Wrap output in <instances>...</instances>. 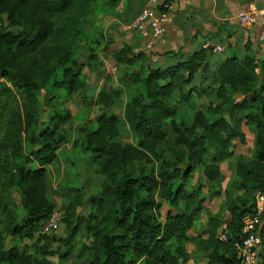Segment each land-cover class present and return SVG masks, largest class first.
I'll use <instances>...</instances> for the list:
<instances>
[{
	"label": "trees",
	"instance_id": "1",
	"mask_svg": "<svg viewBox=\"0 0 264 264\" xmlns=\"http://www.w3.org/2000/svg\"><path fill=\"white\" fill-rule=\"evenodd\" d=\"M98 2L102 4V0H0V22L6 17L23 29L19 34L0 31V79H4L0 86L8 116L0 142V187L5 193L11 188L20 191L23 211L16 222L13 213L6 210L0 232V264H26L15 248L2 250V233L33 238L55 210L47 198L46 167L56 161L65 137L48 127L34 133L32 124L40 114L37 93L44 85L43 75L51 88L67 95L83 88L74 48L82 20ZM106 4L112 6L116 0L100 6ZM58 42L60 59L49 68L45 55ZM143 54L135 56L131 47L124 46L112 53V59L115 65L128 68L139 59L148 60ZM176 54L172 55L176 58L174 64L148 68L145 74L140 70L131 76L137 89L125 104L122 122L134 135V144L117 142L120 119L112 113L100 114L96 128L86 135L82 147L103 180L99 192L87 200L91 211L84 226L73 219L76 209L82 206L81 198L76 196L66 205L64 218L69 234L64 259L72 254L70 242L84 229L92 240L87 248L92 257L87 264H182L186 254L182 242L203 203L197 192L187 190V183L198 165L203 167L206 180L221 177L218 164L232 157V141L244 143L245 136L239 126L216 115L230 103L231 94H251L233 106L244 113L247 126L255 134L253 158L238 160L234 169L239 188L249 200L226 198L229 218L222 230L226 241L218 239L221 226L215 216L209 217L206 237L199 241L207 264L239 263L236 246L243 238V220L254 214L255 193L264 190V68L260 80L251 56L224 59L213 77L215 88L207 107L212 119L199 111L188 126L175 120L177 110L169 99L175 91L182 92L185 101L188 99L195 89L196 76L209 71L211 51L199 49L185 59L182 54L177 59ZM23 60V67L15 69ZM111 99V94L100 93L101 104H109ZM216 100L220 103L215 104ZM69 118V113L53 116L60 125ZM23 133L24 140L33 146L26 156ZM170 134L174 135V147L160 151ZM211 148L214 153L208 163L205 159ZM0 204L5 207L3 200ZM163 205L168 209L161 220ZM260 235L259 264H264V228ZM48 248L46 245L43 255H52Z\"/></svg>",
	"mask_w": 264,
	"mask_h": 264
},
{
	"label": "rangeland",
	"instance_id": "2",
	"mask_svg": "<svg viewBox=\"0 0 264 264\" xmlns=\"http://www.w3.org/2000/svg\"><path fill=\"white\" fill-rule=\"evenodd\" d=\"M104 1H102V4L100 2L95 3L79 26L80 35L77 46L74 48L73 58L76 59L81 70L80 79L84 83L83 88L75 94L67 95L62 90L51 88L48 85L49 81L45 82L44 75L42 76L44 85L37 93L40 114L32 124V129L37 135L42 128L48 127L49 129H56L65 137V143L60 146L56 161L46 167L48 172L47 198L53 204V207L62 213V218L58 227L54 230H46L45 223H42L38 233L33 238L2 233V250L7 251L15 248L19 254L23 255L26 264H38V262L87 264L90 261L92 252L87 248H89L92 240L84 229H81L70 242L72 254L66 259L63 258L67 248L65 239L69 234L64 218L66 205L76 196L81 198L82 206L76 209V215L73 219L78 220L84 226L83 223L86 222L91 211L87 200L90 195L99 192L103 180V177L97 172L96 166L91 162L90 155L84 152L82 146L85 137L96 128V120L100 114L112 113L120 119V133L117 142L134 144V135L122 122L125 104L136 93L137 89L131 81L132 74L140 70L145 74L148 68L162 65V67H166L176 62L175 60H169L170 56H166L169 61L165 64L164 62L154 63L149 59H139L136 64L128 68L115 65L112 53L120 50L125 45L126 31L123 29V31L110 32L109 28L102 27L106 26V21H104L102 15H105L104 10L108 6V4L104 8L100 6H104ZM22 30L21 26L12 25L6 17H3L0 22V31L19 34ZM58 48L59 42L52 48L50 54L45 55V61L48 62L49 68L60 59ZM135 49L132 48V53L135 56L144 53V51ZM89 52H91L90 59H88ZM241 53L242 55L239 58L248 55L254 59L257 66L256 73L261 80L263 77L262 68H264V42H260L258 38L255 45L252 47L247 45L246 50ZM178 54H176V57L180 58ZM187 54L188 56L182 55L181 58L185 59L191 55L190 53ZM212 54H214L213 51H211ZM225 55L224 53L223 56ZM223 56H214V62L219 61L220 57ZM24 62L23 60L16 64L15 69H21ZM216 67L209 63V71L199 73L196 76L195 89L191 91L186 101L181 97L182 92L175 91L171 95L169 102L177 110L175 120L184 121L186 125L190 126L194 123V116L199 111L207 119H212L207 107L210 105L211 96L214 93L213 77L215 76ZM3 81L4 79H0V83ZM7 86L10 88V84ZM102 92L111 94L112 99L109 104L100 103V93ZM117 92L120 95H117ZM250 96L251 94L246 97L240 94H231L230 103L225 105L223 110L216 115V117L225 118L231 125L239 126L245 136L244 143L239 140L232 141V157L218 164L221 177L217 181L206 180L203 176V167L198 165L187 183V190L197 192L200 198L203 199V203L199 217L186 232L187 239L182 242L186 251L182 264H207L206 256L200 249L199 241L204 240L206 237L209 217L215 216L219 219L221 226L219 233L225 228L226 220L229 218L226 210L227 197L249 200V196L239 188L234 169L238 160L249 161L253 158L255 134L247 126L243 117L244 113L233 106L241 103L244 97L247 100ZM5 102L0 86V142L7 130L8 116L4 106ZM219 103L220 100H216L215 104ZM55 113H69L70 118L66 124L60 125L57 119L53 120ZM24 137L25 134L23 133V154L26 156L33 150V146L26 139L24 140ZM173 144L174 135L170 134L159 150L173 148ZM213 153L214 151L211 148L205 159L206 162H211ZM2 200L5 207L0 204V209L2 208L0 210V232H3L6 210L13 213L16 222L21 220L23 213L20 191L17 188H11L5 193L0 187L1 203ZM167 209V205L162 206L160 210L161 220H164ZM39 236L41 237L39 238ZM46 245L49 247L48 251L52 252L50 256H45L42 253L45 251Z\"/></svg>",
	"mask_w": 264,
	"mask_h": 264
},
{
	"label": "crops",
	"instance_id": "3",
	"mask_svg": "<svg viewBox=\"0 0 264 264\" xmlns=\"http://www.w3.org/2000/svg\"><path fill=\"white\" fill-rule=\"evenodd\" d=\"M156 1L116 0V4L106 6L105 15H102L106 26L102 27L109 28L110 32L124 29L127 37L124 46L144 51L149 60L158 64L175 60L172 56L175 53L188 56L187 53L192 54L207 43L222 48L221 52H214L209 57V63L216 67L230 56H241L247 45L252 47L255 41L258 42L259 25L241 26L237 16L250 4L261 7L264 0H167L172 8L167 35L152 38L149 30L141 34L126 29V24L133 21L145 7L156 8L165 0ZM150 41L153 46L147 50L146 45ZM217 55L223 57L214 62ZM166 56H170V59H166Z\"/></svg>",
	"mask_w": 264,
	"mask_h": 264
},
{
	"label": "built area",
	"instance_id": "4",
	"mask_svg": "<svg viewBox=\"0 0 264 264\" xmlns=\"http://www.w3.org/2000/svg\"><path fill=\"white\" fill-rule=\"evenodd\" d=\"M157 2L156 0H153ZM170 3L166 0L155 7H145L140 14L128 25L126 29L141 34L150 31L152 38H161L168 33V23L170 20ZM238 23L241 26L259 25V40L264 41V4L258 7L254 4L248 5L241 10L237 16ZM153 42L150 41L146 45V49H150ZM202 49L212 50L213 52H221L222 48L219 46L212 47L205 43ZM62 218V213L55 209L50 217L45 221L46 230H54L58 227ZM264 228V190L257 192L255 195V211L252 216H246L243 220L241 242L236 246L238 264H259L260 263V244H261V230ZM220 241H226L224 232L218 235Z\"/></svg>",
	"mask_w": 264,
	"mask_h": 264
}]
</instances>
